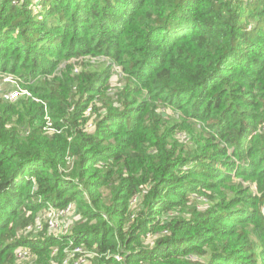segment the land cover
<instances>
[{
    "label": "trees",
    "instance_id": "16d2710c",
    "mask_svg": "<svg viewBox=\"0 0 264 264\" xmlns=\"http://www.w3.org/2000/svg\"><path fill=\"white\" fill-rule=\"evenodd\" d=\"M31 1L0 0L30 93H0V264H264V0ZM69 203L66 233L25 230Z\"/></svg>",
    "mask_w": 264,
    "mask_h": 264
},
{
    "label": "rangeland",
    "instance_id": "374dc122",
    "mask_svg": "<svg viewBox=\"0 0 264 264\" xmlns=\"http://www.w3.org/2000/svg\"><path fill=\"white\" fill-rule=\"evenodd\" d=\"M34 1H36V0L31 1L30 6L34 7L33 6ZM90 62L97 67L109 68L110 75L108 78V83L111 86L110 91L112 93V98H113V100H115V98L117 96L116 93L118 92L120 85L123 84V81L125 78V73L121 69V66H122L121 63H119L116 59H110V58H106L103 56L91 58ZM9 77L10 78L12 77L11 74H9L7 72H0V92H3V90H4L5 91L4 96H10V95H13L14 93H17L14 102L20 103L21 100L24 99L26 96L20 95V93L16 91V88H15L16 83L15 82L5 80ZM22 92H24V90H22ZM109 97L111 99L110 93H109ZM165 112H166L165 114H168V115L173 114V112L168 110V109H166ZM199 124L205 125V122H201V123L199 122ZM259 126L261 129H264V123L259 124ZM239 181L244 186H248L249 189L252 190L253 192H257V185L253 179L247 178V180H243L242 177H237L233 180V183H237ZM199 205H202V204L199 203ZM262 211L264 212V208ZM72 216H73L72 214L70 216H68V213L59 214V213L52 212L50 210V218H51V222H52V225H51L52 231H50V232L52 234H54V233L59 234L58 236L66 233V231L69 227L70 219ZM61 220H62V222L60 224ZM46 222H47V214L45 211L37 214V224L36 225L39 228L33 229V231H40L43 228V226L46 225ZM69 246L64 248L62 253H63L64 259L71 261L72 259L69 257V255L71 253V251L69 250ZM88 253L89 252H87L85 250L83 251L82 255L85 259H86V256L88 255ZM19 263L20 264H37L36 257L34 255H32L31 257H29L27 259L20 260ZM85 264H87V262Z\"/></svg>",
    "mask_w": 264,
    "mask_h": 264
},
{
    "label": "built area",
    "instance_id": "2783aa9c",
    "mask_svg": "<svg viewBox=\"0 0 264 264\" xmlns=\"http://www.w3.org/2000/svg\"><path fill=\"white\" fill-rule=\"evenodd\" d=\"M5 80H9V81L15 82L16 83V85H15L16 91L19 92L20 95H24V94L25 95H30V93L26 89H21L20 85L17 84V82H16V80H15V78L13 76L11 78L9 77V78H7ZM22 90H24V92H22ZM4 92H5L4 90H3V92H0L1 93V97H3L6 100H9L11 102H14L17 93H14L13 95H10V96H4ZM47 121H49V120H47ZM73 206H74L73 203H69L65 207H62V208L49 207L48 211L46 212V214H47V222H46L47 229L52 231V229H51L52 222H51V218H50V210L52 212L59 213V214L68 213V216H70L71 214L73 215V208H74ZM61 222H62V220L60 221V224H61ZM36 224H37V218H36L35 225H27L25 227V230L32 231L33 229L39 228ZM54 235L58 236L59 234L54 233ZM84 250L85 249H83L82 247H79V246L73 248L71 253H70V255H69V257L72 260L68 261L67 259H64L63 263H67V264H70V263H72V264H85L87 262V257L85 259L83 257V255H82ZM31 256L32 255L30 254L29 249L26 248V247H19L16 250V257H17V259L19 261L22 260V259H27V258H29Z\"/></svg>",
    "mask_w": 264,
    "mask_h": 264
},
{
    "label": "clouds",
    "instance_id": "9594fccd",
    "mask_svg": "<svg viewBox=\"0 0 264 264\" xmlns=\"http://www.w3.org/2000/svg\"><path fill=\"white\" fill-rule=\"evenodd\" d=\"M14 77V76H13Z\"/></svg>",
    "mask_w": 264,
    "mask_h": 264
}]
</instances>
